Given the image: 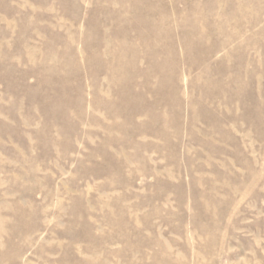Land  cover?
<instances>
[{"label":"rangeland","instance_id":"1","mask_svg":"<svg viewBox=\"0 0 264 264\" xmlns=\"http://www.w3.org/2000/svg\"><path fill=\"white\" fill-rule=\"evenodd\" d=\"M0 264H264V0H0Z\"/></svg>","mask_w":264,"mask_h":264}]
</instances>
